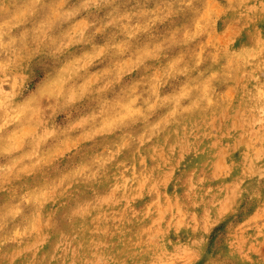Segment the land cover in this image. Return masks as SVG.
<instances>
[{
	"label": "rangeland",
	"instance_id": "obj_1",
	"mask_svg": "<svg viewBox=\"0 0 264 264\" xmlns=\"http://www.w3.org/2000/svg\"><path fill=\"white\" fill-rule=\"evenodd\" d=\"M0 264H264V0H0Z\"/></svg>",
	"mask_w": 264,
	"mask_h": 264
},
{
	"label": "bare ground",
	"instance_id": "obj_2",
	"mask_svg": "<svg viewBox=\"0 0 264 264\" xmlns=\"http://www.w3.org/2000/svg\"><path fill=\"white\" fill-rule=\"evenodd\" d=\"M192 5V4H191ZM92 37V36H91ZM155 92V91H154ZM214 108V107H213ZM218 108V107H217ZM139 109V108H138ZM3 115V114H2ZM166 116V115H165ZM170 125V124H169ZM35 154V153H34ZM138 176V175H137ZM136 177V176H135ZM137 178V177H136ZM93 187V186H92ZM105 191V190H104ZM85 206V205H84ZM70 220V219H69Z\"/></svg>",
	"mask_w": 264,
	"mask_h": 264
}]
</instances>
